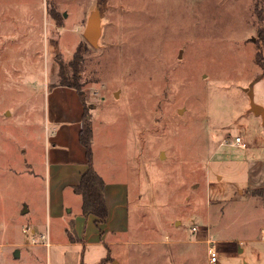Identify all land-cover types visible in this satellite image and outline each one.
<instances>
[{
    "label": "rangeland",
    "instance_id": "rangeland-1",
    "mask_svg": "<svg viewBox=\"0 0 264 264\" xmlns=\"http://www.w3.org/2000/svg\"><path fill=\"white\" fill-rule=\"evenodd\" d=\"M79 45L92 153L130 185L128 231L86 262L209 264L193 241L210 236L217 264H264V127L245 91L264 107V0H0V245L47 224L45 96Z\"/></svg>",
    "mask_w": 264,
    "mask_h": 264
},
{
    "label": "crops",
    "instance_id": "crops-1",
    "mask_svg": "<svg viewBox=\"0 0 264 264\" xmlns=\"http://www.w3.org/2000/svg\"><path fill=\"white\" fill-rule=\"evenodd\" d=\"M44 109L46 149L43 167L47 191L44 215L47 224L41 226L30 221V225L22 226V233L27 238L35 237L38 243L32 244L30 240L29 243L0 245V264H43L42 249H45L47 264H88L87 256L91 258L95 251H105L103 246L111 250L119 243L117 238L128 231L129 182L111 166L105 171V160L93 153V168L105 182L108 217L100 221L94 215L82 213V197L75 188L88 171L89 162L87 149L80 141L85 114L81 93L75 88L55 85L46 92ZM25 228L29 229V236L24 233ZM42 236L46 242L39 241ZM8 248L18 250L13 256ZM104 262L105 258L100 257L93 264Z\"/></svg>",
    "mask_w": 264,
    "mask_h": 264
},
{
    "label": "trees",
    "instance_id": "trees-1",
    "mask_svg": "<svg viewBox=\"0 0 264 264\" xmlns=\"http://www.w3.org/2000/svg\"><path fill=\"white\" fill-rule=\"evenodd\" d=\"M82 61V45H79L73 60L70 61V63L67 65L71 69L70 74L65 69L64 65L61 66V85L78 90V87L73 81L76 80L79 75V68ZM91 139V123L89 115L85 110L80 141L82 145L87 149L89 169L82 176L80 184L75 188V192L82 197V213L84 216L94 215L100 221H105L108 217V210L104 199L105 182L95 171L92 165Z\"/></svg>",
    "mask_w": 264,
    "mask_h": 264
},
{
    "label": "water",
    "instance_id": "water-1",
    "mask_svg": "<svg viewBox=\"0 0 264 264\" xmlns=\"http://www.w3.org/2000/svg\"><path fill=\"white\" fill-rule=\"evenodd\" d=\"M101 36V15L99 10H95L90 15L84 32V39L87 43L93 47L98 46V42ZM250 99V111L256 117L261 118L262 125L264 127V107L255 103V97L253 87L246 88Z\"/></svg>",
    "mask_w": 264,
    "mask_h": 264
},
{
    "label": "built area",
    "instance_id": "built-area-1",
    "mask_svg": "<svg viewBox=\"0 0 264 264\" xmlns=\"http://www.w3.org/2000/svg\"><path fill=\"white\" fill-rule=\"evenodd\" d=\"M234 145L237 146L238 148H244V144L242 141V138L236 137L234 141ZM192 234L197 235L201 231L200 228L197 225H192L191 228ZM24 233L28 234L29 236V229L25 228ZM42 239H45V236L41 237ZM31 243L32 244H37L38 239L35 237H30ZM193 242H200L206 245V250H207V256H208V262L209 264H217L219 262V244L217 240L212 239L210 236H208L207 239H201V240H194Z\"/></svg>",
    "mask_w": 264,
    "mask_h": 264
}]
</instances>
